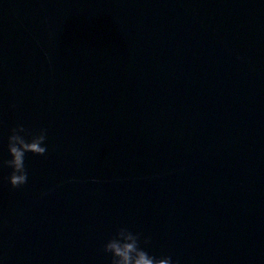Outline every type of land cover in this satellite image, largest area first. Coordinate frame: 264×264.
<instances>
[{
    "label": "water",
    "instance_id": "95a60500",
    "mask_svg": "<svg viewBox=\"0 0 264 264\" xmlns=\"http://www.w3.org/2000/svg\"><path fill=\"white\" fill-rule=\"evenodd\" d=\"M48 130L13 188L7 136ZM264 264V0H0V261Z\"/></svg>",
    "mask_w": 264,
    "mask_h": 264
},
{
    "label": "clouds",
    "instance_id": "9594fccd",
    "mask_svg": "<svg viewBox=\"0 0 264 264\" xmlns=\"http://www.w3.org/2000/svg\"><path fill=\"white\" fill-rule=\"evenodd\" d=\"M48 130L26 128L17 123L7 136L8 158L3 165L10 169L8 183L19 188L28 183L29 170L26 163L28 153L44 156L48 151ZM148 237L127 225H119L104 242L103 250L110 254V264H179L171 255H155L144 246ZM2 264V261H0Z\"/></svg>",
    "mask_w": 264,
    "mask_h": 264
}]
</instances>
